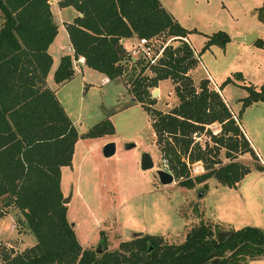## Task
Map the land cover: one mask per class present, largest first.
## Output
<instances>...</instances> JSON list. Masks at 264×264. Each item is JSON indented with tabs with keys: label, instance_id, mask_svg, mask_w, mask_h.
I'll return each mask as SVG.
<instances>
[{
	"label": "trees",
	"instance_id": "obj_1",
	"mask_svg": "<svg viewBox=\"0 0 264 264\" xmlns=\"http://www.w3.org/2000/svg\"><path fill=\"white\" fill-rule=\"evenodd\" d=\"M57 6L77 12L65 23L73 55L60 58L54 72L58 86L76 75L73 61L82 58L86 66L109 80L124 79L132 99L157 117L153 129L159 152L182 187L192 189L195 181L213 177L233 188L251 172L236 160L247 152L255 153L239 118L217 91L208 88V79L196 86L189 75L208 48L226 47L227 32L208 35L195 56L192 44L184 41L191 30L181 26L160 0H60ZM257 17L264 23V5ZM58 31L50 0H0V218L9 210L17 211L35 237L33 246L21 252L0 247V264H247L264 259V229L250 225L233 230L234 235L224 241L217 239L218 231L200 223L178 244L141 234L123 241L117 250L103 248L101 253L80 245L63 204L61 169L71 165L80 138L99 139L113 135L115 128L107 118L79 135L55 91L46 84L52 67L49 46ZM164 35L174 37L178 45L166 46L155 64L143 57L132 62L122 44L125 39ZM254 44L264 46L261 39ZM235 76L242 79L240 73ZM162 80L174 83L179 98L178 106L165 114L151 109L155 104L151 90ZM230 83L236 84L227 77L220 90ZM243 88L248 94L240 100L239 117L247 107L264 101V84ZM212 123L220 125V132L212 134L211 148H202L195 142V133ZM214 149L216 154L224 149L229 163L210 160ZM197 161L204 162L207 172L189 179L187 166Z\"/></svg>",
	"mask_w": 264,
	"mask_h": 264
},
{
	"label": "rangeland",
	"instance_id": "obj_2",
	"mask_svg": "<svg viewBox=\"0 0 264 264\" xmlns=\"http://www.w3.org/2000/svg\"><path fill=\"white\" fill-rule=\"evenodd\" d=\"M160 1L181 26L191 30L187 41L192 44L195 56L208 35L223 31L230 36L225 48L214 45L203 52L189 75L196 86L208 79L209 89L215 86L220 89L227 77L236 83L227 84L221 90L222 95L218 93L231 113L239 118L240 129L255 151L254 155L247 152L236 159L251 172L233 188L219 184L213 177L202 183L195 181L192 189L180 186L177 180L173 185L160 184L156 173L164 169L165 158L159 152L158 136L153 129L157 117L132 99L124 79L104 84L102 74L84 68L83 74L76 75L58 90V100L79 135L107 118L115 127L113 135L80 138L75 144L71 165L63 167L64 199L71 195L67 204L68 222L74 225L84 249L98 250L101 246L102 252L103 248L117 250L120 243L141 234L161 236L166 243L178 244L200 223L218 232L249 225L264 229V170L260 171V167L264 168V101L247 107L241 117L238 115L242 108L240 100L248 94L243 86L259 88L264 84V46L235 41L237 37L256 34L264 42V23L257 17L264 0ZM51 11L56 15V23L62 22L69 11L74 12L72 8H65L59 16L55 6ZM63 26L58 24L54 44L66 47L68 40ZM173 39L166 35L160 37L158 47L178 45ZM125 45L132 50L135 41ZM237 73L242 79L235 76ZM50 84L56 87L53 77ZM156 89H160V94L153 99V111L165 114L178 106L179 98L171 80H162L151 90L152 94ZM220 129L218 123L206 125L201 133H195V142L202 148L206 145L211 148L214 145L211 136ZM111 142L116 146L115 155L105 157L103 147ZM128 144L135 147L127 149ZM220 151L216 154L214 149L210 160L229 163L224 149ZM143 152L152 156L154 169H141ZM187 168L192 180L207 172L202 161L188 164ZM19 218L17 211L9 210L0 221V230L4 232H0V247L11 248L14 253L30 247L35 240ZM247 264H264V259L250 260Z\"/></svg>",
	"mask_w": 264,
	"mask_h": 264
},
{
	"label": "crops",
	"instance_id": "obj_3",
	"mask_svg": "<svg viewBox=\"0 0 264 264\" xmlns=\"http://www.w3.org/2000/svg\"><path fill=\"white\" fill-rule=\"evenodd\" d=\"M60 0H50V3H51V10L53 9V7L55 6V9L57 10V11H59V16H61L65 11V8H63V10L61 9H59L58 8V6H57V3L59 2ZM53 14H54V12H53ZM77 16V12H72V11H69L68 13H67V17L66 18H64V16H62L64 19L62 20V22H57L56 24H57V26H58V24L59 23H61L62 25H64L63 27H64V29H65V23H68V22H71L73 19H74V17H76ZM56 17V15L54 14V18ZM55 22H56V20H55ZM66 31V38H67V40H68V43H67V45H66V47L65 46H61V45H57V44H54V41L50 44V46H49V52H50V54H51V56H52V67H51V70H50V72H49V74H48V76H47V79H46V84L48 85V87H50L52 90H54L55 91V94H56V97H57V99H59L58 98V90L61 88V87H64L65 85H67V84H69V81L68 82H66L65 83V85H62V86H58L55 82H54V72H55V70L57 69V67L59 66L58 64H59V61H60V58L62 57V56H64L65 54H71V55H73V47H71V44H70V41H69V37H68V33H67V30H65ZM186 40H188V38H186ZM128 41H131V43H132V41H135V44H136V41H137V38H130V39H125V40H123L122 41V44L124 45V47L126 48V42H128ZM189 41V40H188ZM190 44V43H189ZM65 45V44H64ZM126 50L127 51H130L129 49H127L126 48ZM195 52V51H194ZM73 65H75V70H76V75H78V74H83V72H84V68H87L88 66H86L85 64H84V59L82 58V59H78V60H74L73 61ZM89 68V67H88ZM102 74V73H101ZM76 75L73 77V78H75L76 77ZM103 75V74H102ZM52 77H53V82H54V84L56 85V87H52V85L50 84V82L52 81ZM72 78V79H73ZM71 79V80H72ZM103 79H104V84H108V83H111V80H109L105 75H103ZM212 81V80H211ZM162 82V81H161ZM160 82V83H161ZM213 83V82H212ZM214 84V83H213ZM215 86V85H214ZM159 90V93L158 94H160V89H158ZM214 90L215 91H217V92H219L220 94H221V90L219 89V87H214ZM222 95V94H221ZM59 101V100H58ZM61 102V101H60ZM226 104H227V102H226ZM227 106L229 107V105L227 104ZM229 109H230V107H229ZM231 110V109H230ZM234 114V113H233ZM234 116H236L235 114H234ZM75 124V123H74ZM115 128V127H114ZM244 133V132H243ZM246 134V133H245ZM104 137V136H103ZM104 148V147H103ZM115 152H116V149H115ZM102 154H103V150H102ZM115 154V153H114ZM106 157V156H105ZM63 170H64V168L62 167V169H61V174H62V172H63ZM171 173V172H170ZM174 175V174H173ZM62 181H63V174H62ZM62 181H61V190H62V192H63V194H64V196H66V193L64 192V190H63V184H62ZM67 206V205H66ZM3 218H0V221L2 220ZM1 224V223H0ZM0 232L2 233V234H4V232L2 231V230H0ZM0 233V234H1ZM31 236H32V234H31ZM35 243V240L33 241V243L31 244L32 246H33V244ZM31 245H30V247H31Z\"/></svg>",
	"mask_w": 264,
	"mask_h": 264
},
{
	"label": "water",
	"instance_id": "obj_4",
	"mask_svg": "<svg viewBox=\"0 0 264 264\" xmlns=\"http://www.w3.org/2000/svg\"><path fill=\"white\" fill-rule=\"evenodd\" d=\"M257 39H258V36L256 34H248V35H244V37L235 38V41L243 42V43L245 42L248 45H251V44L255 43V41ZM158 93H159V90L156 89L154 91V93L152 94L151 98L154 99L155 95H157ZM134 147H135L134 144H128L127 145V149H131ZM115 149H116V146L114 143H112V142L108 143L103 148V154L106 157H112L115 155L114 154ZM140 165H141L142 170H151V169H154V166H155L152 156L147 152H143L142 157H141V161H140ZM156 174H157V177L159 179L160 184H162L164 186L175 184V177L169 171H166L164 169H158ZM201 195H202V192H200L199 196H201ZM70 199H71V195L68 198H65L63 200V204L67 205L69 203ZM234 233L235 232L233 230L232 231L218 232L216 234V237L218 240L224 241V240L231 238L234 235ZM101 252H102V248H101V246H99L97 253H101Z\"/></svg>",
	"mask_w": 264,
	"mask_h": 264
},
{
	"label": "built area",
	"instance_id": "obj_5",
	"mask_svg": "<svg viewBox=\"0 0 264 264\" xmlns=\"http://www.w3.org/2000/svg\"><path fill=\"white\" fill-rule=\"evenodd\" d=\"M184 41L187 42L186 39H184ZM159 42L160 40L157 37H154L152 39L138 38L132 50L129 51V56L131 57L132 62H135L137 58L143 57L147 60L148 63L155 64V61L162 55V52L165 49V47L169 45L167 44L163 48H159L158 47ZM162 163H163L164 169L166 171H169L168 161L164 159ZM12 228L14 229L15 225L12 226ZM0 246H1V243H0Z\"/></svg>",
	"mask_w": 264,
	"mask_h": 264
}]
</instances>
